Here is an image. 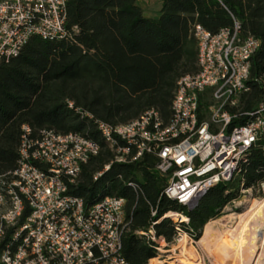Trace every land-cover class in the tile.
<instances>
[{
	"label": "trees",
	"instance_id": "trees-1",
	"mask_svg": "<svg viewBox=\"0 0 264 264\" xmlns=\"http://www.w3.org/2000/svg\"><path fill=\"white\" fill-rule=\"evenodd\" d=\"M234 19L242 35L261 41L251 57L250 88L240 97L243 109H250L264 97V0H162L154 15L146 14L138 0H68L71 39L33 35L17 55L0 61V174L10 179L18 165L23 124L33 134L41 126L80 131L97 140L101 150L82 163L71 191L86 201L107 193L127 198L130 228L123 251L130 264H149L158 254L138 228L155 221L157 234L168 241L174 237L176 222L164 216L169 210H183L189 221L180 227L200 237L205 223L240 194V181L215 183L190 208L162 193L167 176L156 168L155 154L113 162L94 179L112 155L97 124L125 122L150 107L167 119L178 78L198 68L194 25L216 31ZM240 168L243 187L264 181V136L247 150ZM129 179L140 188L135 190ZM28 211L26 207L22 218ZM14 227H7L0 251Z\"/></svg>",
	"mask_w": 264,
	"mask_h": 264
},
{
	"label": "built area",
	"instance_id": "built-area-1",
	"mask_svg": "<svg viewBox=\"0 0 264 264\" xmlns=\"http://www.w3.org/2000/svg\"><path fill=\"white\" fill-rule=\"evenodd\" d=\"M67 4L68 0H0V61L17 55L33 35L71 39ZM193 28L198 68L178 78L170 116L164 119L150 107L125 122L99 121L112 155L94 179L113 162H131L151 153L158 157L156 168L167 176L162 193L190 208L219 181L239 176L243 183L241 162L264 136V97L250 109L240 104L250 88L251 57L261 41L253 34L242 35L236 19L216 31L200 23ZM22 128L12 178L0 174V242L7 227L15 226L0 251V264H130L123 251L130 228L127 198L107 193L86 201L71 191L82 163L99 153L100 143L80 131L41 126L33 134L27 123ZM127 182L140 188L136 180ZM261 184L264 190V181ZM26 207L29 211L22 218ZM183 221L189 217L176 219L178 229ZM154 224L136 232L160 250L165 238Z\"/></svg>",
	"mask_w": 264,
	"mask_h": 264
},
{
	"label": "bare ground",
	"instance_id": "bare-ground-1",
	"mask_svg": "<svg viewBox=\"0 0 264 264\" xmlns=\"http://www.w3.org/2000/svg\"><path fill=\"white\" fill-rule=\"evenodd\" d=\"M166 215L177 220L188 218L176 210L168 211ZM211 222L209 219L203 226L200 241H206L212 236ZM183 236L185 240L186 234ZM223 243H226V260L222 261L225 264H264V194L254 198L246 211L231 214L228 227L218 235L215 243H210L209 250H217ZM187 251V247H184L178 256L186 258ZM157 258L151 257L150 264L161 262Z\"/></svg>",
	"mask_w": 264,
	"mask_h": 264
},
{
	"label": "rangeland",
	"instance_id": "rangeland-1",
	"mask_svg": "<svg viewBox=\"0 0 264 264\" xmlns=\"http://www.w3.org/2000/svg\"><path fill=\"white\" fill-rule=\"evenodd\" d=\"M147 0H140L142 6L147 5ZM149 7L156 6L159 0H150ZM150 11H154V7L149 9ZM147 14V12H145ZM236 182L239 181V176L234 177ZM238 183V182H237ZM243 183H239V192L240 194L228 202L225 206H223L220 214L217 217L211 218V230L212 236H210L206 241H200V237L195 238L190 235L184 228L177 229L174 237L168 241L166 239L162 240V244L164 245L162 249H158V260L161 262H157L156 264H225L226 262H222L226 260L224 257L226 246L225 244L229 242L223 243L220 248L217 250H209L210 243H215L218 239V235L224 231L229 224L230 216L232 213H240L246 211L254 198H260L264 194V190L262 184L256 187H243ZM166 214H164L165 216ZM167 216V215H166ZM172 218L173 221L176 222V219ZM184 234H186L184 240ZM184 247H187V256L186 258H181L178 255L181 254V251ZM163 248L165 250H163ZM258 255V253H257ZM150 264V261H149Z\"/></svg>",
	"mask_w": 264,
	"mask_h": 264
},
{
	"label": "crops",
	"instance_id": "crops-1",
	"mask_svg": "<svg viewBox=\"0 0 264 264\" xmlns=\"http://www.w3.org/2000/svg\"><path fill=\"white\" fill-rule=\"evenodd\" d=\"M147 1H148L147 2L148 7H146V6L143 7L142 4L140 3V0H138V4L144 12H147L148 15L156 14L158 12L160 6H161L162 0H159V2L156 4V6H151V8L149 7V4L151 3L150 0H147ZM152 7H154V9H155L154 11L149 10V9H152Z\"/></svg>",
	"mask_w": 264,
	"mask_h": 264
}]
</instances>
